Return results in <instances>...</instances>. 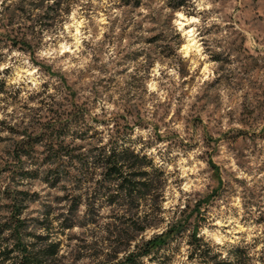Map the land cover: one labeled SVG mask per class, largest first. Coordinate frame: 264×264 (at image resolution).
<instances>
[{
	"label": "rangeland",
	"instance_id": "374dc122",
	"mask_svg": "<svg viewBox=\"0 0 264 264\" xmlns=\"http://www.w3.org/2000/svg\"><path fill=\"white\" fill-rule=\"evenodd\" d=\"M0 75V192L28 196L19 210L0 198V220L19 216L34 231L50 215L52 231L65 229L55 235L61 264L114 256L109 238L138 216L150 226L137 241L181 220L264 264V0H0ZM51 125L76 152L125 139L165 171L162 195L114 203L100 175L84 183L73 167L54 186L41 174L56 167L47 140L19 179L10 153L20 133L47 136ZM190 230L171 245V264H197Z\"/></svg>",
	"mask_w": 264,
	"mask_h": 264
},
{
	"label": "trees",
	"instance_id": "16d2710c",
	"mask_svg": "<svg viewBox=\"0 0 264 264\" xmlns=\"http://www.w3.org/2000/svg\"><path fill=\"white\" fill-rule=\"evenodd\" d=\"M133 2L136 6L142 4V0H126L127 4ZM170 4L174 10H179L185 2L170 1ZM6 88V81L0 75V95L7 93ZM66 134L64 127L54 128L53 126L47 136L44 132L43 134L27 133V131L20 133L23 138L15 144L10 153L19 165L18 171L15 172L19 179L31 176V172L25 169V165L39 163V159L34 157L36 144L47 140L46 160L50 164H56V167H51L43 173L37 168L34 170L36 172L34 175L43 174V178L54 186L63 180V171L66 169L70 176L69 170L73 167L77 168V177L84 183L91 182L96 175H100L98 181L108 186L104 187V190L112 194L110 198L114 203L124 202L139 208L143 201L157 200L162 195L161 184L165 180V171L146 154H141L130 147L125 139L117 137L107 146L92 147L88 152H76L80 149L70 148L69 145H64L58 140ZM74 160L78 163H73ZM16 192L9 188L0 192L1 199L13 202V210L15 208L19 210L18 207L22 206L18 204V201L28 200V196L19 197ZM80 204L79 198L73 202L75 208ZM128 219L124 222L126 227L119 229L117 233H113L114 237L109 238V244L116 248L114 256L107 251L105 255L108 259L94 264H171L173 259L169 253L171 245L181 234L190 230L180 220L170 224L161 233L137 241L136 234L144 233L150 225L142 224L140 216L137 219L131 217ZM49 222L50 215L47 214L44 219H38L33 225L34 231H28L32 225L30 222L21 220L19 216L11 217L6 221L0 220V264H61L62 243L61 240L55 239V235L59 232L64 233L65 229L62 227L60 231L54 232L48 227ZM71 227L73 225L67 228ZM200 227L196 224L188 234L189 260L196 261L197 264H252L253 257L247 246L215 245L201 235ZM40 228L46 230V233H39L37 229ZM133 242L134 247L131 249ZM117 245L125 247L118 249ZM92 247L93 250L100 248L90 244L89 248ZM123 251L125 253L119 257V253ZM223 251H226V254ZM95 256L98 258L99 255Z\"/></svg>",
	"mask_w": 264,
	"mask_h": 264
},
{
	"label": "bare ground",
	"instance_id": "6f19581e",
	"mask_svg": "<svg viewBox=\"0 0 264 264\" xmlns=\"http://www.w3.org/2000/svg\"><path fill=\"white\" fill-rule=\"evenodd\" d=\"M79 31V29L77 28V32ZM192 37V36H191ZM194 38L189 40V43L186 45V49L189 51V49L195 44L193 43Z\"/></svg>",
	"mask_w": 264,
	"mask_h": 264
}]
</instances>
